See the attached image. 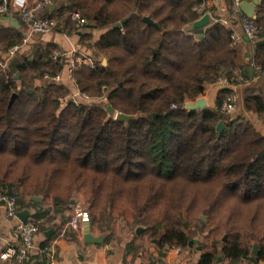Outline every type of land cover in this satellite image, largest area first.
<instances>
[{
	"label": "trees",
	"instance_id": "obj_1",
	"mask_svg": "<svg viewBox=\"0 0 264 264\" xmlns=\"http://www.w3.org/2000/svg\"><path fill=\"white\" fill-rule=\"evenodd\" d=\"M48 1L41 13L56 19L57 31L77 30L73 10L86 18L81 41L106 63L79 68L77 83L93 97L104 87L108 93L106 101L76 106L67 98L70 87L45 80V72L62 69L51 58L54 43L0 64V194L14 195L20 208L38 205L32 195L56 211L81 205L101 232L118 220L143 226L159 253L189 249L196 226L205 236L195 239L202 245L198 264H233L251 255L255 242L258 253L247 264L264 261V132L242 113L186 108L223 67H241L247 81L259 76H249L248 64L264 70V0L251 18L258 39L242 64L244 52L220 21L192 26L201 0ZM21 40L14 35L3 49ZM107 105L142 115L126 123ZM244 108L264 118V94L246 87ZM47 211L37 208L34 216Z\"/></svg>",
	"mask_w": 264,
	"mask_h": 264
},
{
	"label": "crops",
	"instance_id": "obj_2",
	"mask_svg": "<svg viewBox=\"0 0 264 264\" xmlns=\"http://www.w3.org/2000/svg\"><path fill=\"white\" fill-rule=\"evenodd\" d=\"M26 1L32 4L37 0ZM211 5H214V10L208 14L209 24L211 21H220L231 30V33L235 34L237 45L244 52V57L241 58L240 62L241 64L246 62V58L249 57L252 50V42L245 39L246 35L242 28V15L239 13V9H235L234 0H213L208 4V6ZM82 33L83 30L66 33L55 29L43 34L30 33L29 24L20 19L15 7H10L6 13H0V60L4 65H7L10 61H16L22 56L31 57L38 46L54 43L68 52L66 57L68 61L72 56L70 53L72 49H78L86 53L85 47L87 46L81 41ZM17 34L22 39L20 49L10 57L7 54L8 50H4L3 46ZM24 38H27L26 41H23ZM250 65L253 64H248L246 66L247 70ZM222 75L232 82L231 87L210 82L206 85L203 94L198 97L205 98L207 107L215 108L217 98L219 96L223 98L228 90L233 89L237 95V110L232 116L242 113L260 131L264 132V118H260L254 112L244 108L245 88L249 86L252 87V90L264 94V76H255L252 81L240 79L239 77H244L239 66L223 67ZM64 85L69 87L67 83H64ZM36 202L38 205L20 208V210L27 209L29 216H34L37 208L48 210L46 216L37 218L41 221L40 229L34 237V248L31 254L23 261L14 258H0V264H158V257H161L165 264H198L201 250L196 248L197 245H195V249L190 247L184 251L166 247L159 253L155 242L149 239L147 234L143 231L136 233L137 226L127 224L121 220L116 221L110 232H101L96 226L91 225V233L93 235L103 234L104 240L101 243L85 242L84 224L78 229H73L68 224L76 205L56 211L55 207L49 201H43V198L40 202ZM16 225L17 219L6 215L5 205L0 201V254L9 247L19 246L20 240L17 237ZM41 226L46 227V229L43 230ZM48 229H53V233L49 237L45 234ZM47 238L51 239L45 241ZM42 242H46L45 247L49 245L54 250L52 257L49 259L41 257L39 251ZM223 264H227V262ZM239 264H247L246 259ZM256 264H264V261H258Z\"/></svg>",
	"mask_w": 264,
	"mask_h": 264
},
{
	"label": "built area",
	"instance_id": "obj_3",
	"mask_svg": "<svg viewBox=\"0 0 264 264\" xmlns=\"http://www.w3.org/2000/svg\"><path fill=\"white\" fill-rule=\"evenodd\" d=\"M213 0H201L199 3L193 6V9L201 15L206 14L205 10L208 4ZM241 0H234L235 9L239 8V2ZM50 2L48 0H37L32 4H29L26 0H0V13H6L10 7H15L18 11V15L22 21L29 24L30 33H48L52 31L56 25V19L53 17L43 16L41 11ZM71 19L75 21V25L78 31H82L84 25L87 23L85 17H83L79 10H73L71 12ZM242 28L245 35L249 40L254 43L258 39L259 28L257 24L248 16L242 15ZM233 44H237V38L234 33H230ZM24 38L23 41H26ZM20 49V44H15L9 47L8 56H13ZM72 54L71 58L67 61L68 52L55 47L51 51V58L57 60L61 63L62 69L54 74L49 72L44 73V79L48 81H54L59 84L67 83L70 87V93L68 95L69 101L74 105L79 106L86 104L97 98L98 100L106 101L108 90L104 86L103 94L97 97L89 95L87 92L82 90L77 83L76 71L81 67H87L90 69L95 68V59L87 54L79 51L78 49L70 50ZM1 65H4L0 61ZM254 70H257L259 76H264V70L260 69L258 66L252 65ZM240 79H245L239 77ZM216 83L228 85L231 87L232 82L223 75L219 76ZM222 115H232L237 110V95L233 89L228 90L219 107H215ZM0 201L4 203L6 208V215L11 218L17 219L16 233L20 240L18 247H9L0 254L1 259L14 258L18 261H23L25 258L31 254L34 248V237L40 229V220L34 216H28L24 221L20 220L17 216L20 206L16 200V197L11 194H0ZM89 220L88 210L81 206L76 205L73 213L71 214L68 224L73 229H78L86 221ZM53 249L51 246L47 245L43 249H40L41 257H47V259L52 257ZM49 264V263H48Z\"/></svg>",
	"mask_w": 264,
	"mask_h": 264
},
{
	"label": "water",
	"instance_id": "obj_4",
	"mask_svg": "<svg viewBox=\"0 0 264 264\" xmlns=\"http://www.w3.org/2000/svg\"><path fill=\"white\" fill-rule=\"evenodd\" d=\"M257 3H258V0H250V1L241 0L239 2V8H240L239 9V13L241 15H246V16H248L250 18H255L256 15L254 13V9H255V6H256ZM51 9H53V5H51ZM143 19L148 24L157 26V23L152 21L149 17L144 16ZM209 20H210L209 19V15L208 14H203L201 17H199L198 19H196L193 22V27H196V28L204 27V26H206L209 23ZM123 22H124V20L119 21V22L115 23L113 25V27H120ZM202 34L203 33H200V35H202ZM245 39L249 40V38L247 36H245ZM103 61H104V63H106V58H104ZM248 72H249L250 77H253V73H254L253 66H251V65L248 66ZM16 78H19V74H16ZM15 96H16V93H13L11 95L10 100H9V105H11V103H12V101H13ZM205 107H207V102H206L204 97H198L194 101L186 103V108L187 109L198 110V109H202V108H205ZM107 110H108L109 114L114 116L115 119L121 120V121H125L126 123L129 120L136 119V118H138V117H140L142 115V113H140V112H137V113H125V112H121V111H114V109L110 105H107ZM223 128H224V123L222 121H219L218 124H217V129L218 130H222ZM30 198L32 200L38 201V202H40L42 200V197H40L39 195H32V196H30ZM74 201H75V199L71 200L72 203ZM17 216H18V218L20 220L24 221L29 216V211L27 209H22V210L18 211ZM143 230H144L143 226H137L136 229H135L136 233H138L140 231H143ZM52 233H53V229H48L45 234H46V236L49 237V236H51ZM224 239H225V237H224ZM103 240H104V235L103 234L93 235L91 233L90 221L89 220L86 221L84 223V241L85 242H93V243H101ZM152 240H153V242L156 241V239H152ZM194 243H195V239L194 238L190 239L189 240V247H193ZM196 248L201 250L202 249V245H197ZM257 253H258V245L255 242V243H253V247H252V250H251V255H247V254L244 253L242 259L240 261L234 262L233 264H239L244 259H253V257ZM157 260H158V264H165L161 257H158ZM219 260H221V256L220 255L218 257V261Z\"/></svg>",
	"mask_w": 264,
	"mask_h": 264
},
{
	"label": "rangeland",
	"instance_id": "obj_5",
	"mask_svg": "<svg viewBox=\"0 0 264 264\" xmlns=\"http://www.w3.org/2000/svg\"><path fill=\"white\" fill-rule=\"evenodd\" d=\"M38 34V33H37ZM40 34V33H39ZM85 51L87 54L91 55L94 59L100 61V60H103L104 58L102 57V55H98V56H95L93 54V51L92 49H89L88 47H85ZM104 63V61H103ZM19 83V82H18ZM68 98V97H67ZM192 102V101H190ZM199 219L205 221L207 219V216L205 214H202V215H199ZM116 223V222H115ZM194 223V222H193ZM191 235H193L195 237V239L197 240V242H201V241H205V236H203L204 234H200L199 233V229L195 226H193L191 228ZM148 235V234H147ZM150 239V238H149ZM153 239H156V238H153ZM157 240L155 241V244H156ZM193 249H195V244L193 245ZM252 250V249H251Z\"/></svg>",
	"mask_w": 264,
	"mask_h": 264
}]
</instances>
